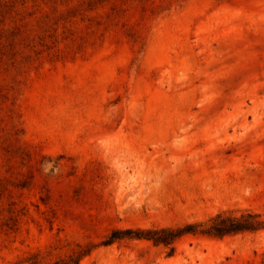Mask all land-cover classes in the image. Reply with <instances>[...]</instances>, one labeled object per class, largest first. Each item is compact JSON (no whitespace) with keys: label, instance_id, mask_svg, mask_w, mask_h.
<instances>
[{"label":"rangeland","instance_id":"1","mask_svg":"<svg viewBox=\"0 0 264 264\" xmlns=\"http://www.w3.org/2000/svg\"><path fill=\"white\" fill-rule=\"evenodd\" d=\"M244 210L264 214V0H0V264ZM80 264H264V230Z\"/></svg>","mask_w":264,"mask_h":264},{"label":"trees","instance_id":"2","mask_svg":"<svg viewBox=\"0 0 264 264\" xmlns=\"http://www.w3.org/2000/svg\"><path fill=\"white\" fill-rule=\"evenodd\" d=\"M264 230V214L251 210L224 211L205 221L185 223L178 226L150 228H116L108 233L101 243L78 244L72 253L52 264H80V262L99 246H108L123 240H146L155 246H164L175 251V243L184 236H202L224 238L244 233H256Z\"/></svg>","mask_w":264,"mask_h":264}]
</instances>
